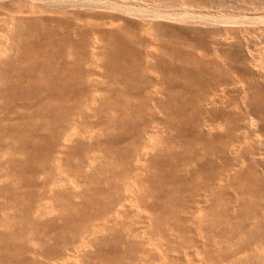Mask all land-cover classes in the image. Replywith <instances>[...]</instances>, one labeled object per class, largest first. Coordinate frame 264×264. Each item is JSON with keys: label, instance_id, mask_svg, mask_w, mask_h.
<instances>
[{"label": "rangeland", "instance_id": "obj_1", "mask_svg": "<svg viewBox=\"0 0 264 264\" xmlns=\"http://www.w3.org/2000/svg\"><path fill=\"white\" fill-rule=\"evenodd\" d=\"M253 16L264 0H0V264H264Z\"/></svg>", "mask_w": 264, "mask_h": 264}, {"label": "bare ground", "instance_id": "obj_2", "mask_svg": "<svg viewBox=\"0 0 264 264\" xmlns=\"http://www.w3.org/2000/svg\"><path fill=\"white\" fill-rule=\"evenodd\" d=\"M59 4H60V3H59ZM142 11H143V10H142ZM160 11H161V10H160ZM177 11H178V10H177ZM147 12H148V11H147ZM157 12H158V11H157ZM179 13H180V12H179ZM185 13H187V11H185ZM189 13H190V12H189ZM168 14H169V13H168ZM132 15H133V14H132ZM145 15H146V13H145ZM147 15H148V14H147ZM150 16H153V15H150ZM154 16H155V15H154ZM143 17H144V16H143ZM162 17H163V16H162ZM244 17H245V16H244ZM253 17H254V16H253ZM253 17H252V18H253ZM255 17H256V16H255ZM255 17H254V18H255ZM181 18H182V17H181ZM247 18H248V17H247ZM261 18L263 19V22H264V16H263V17H262V16H261V17H256V19H261ZM152 19H153V18H152ZM248 20H249V19H248ZM227 21L230 22L229 19H227ZM246 21H247V20H246ZM262 31H263V29H262ZM219 36H220V35H219ZM226 36H227V35H226ZM223 38H224V36H223ZM224 40H225V39H224ZM94 41H95V40H94ZM95 42H96V41H95ZM223 45H224V44H223ZM213 46H214V45H213ZM216 54H217V53H216ZM153 58H154V57H153ZM243 59H244V58H243ZM248 65H249V64H248ZM103 71H104V70H103ZM260 74H261V73H260ZM253 77H254V76H253ZM252 79H253V78H252ZM256 79H257V78H256ZM156 80H157V79H156ZM255 84H256V83H255ZM236 86H237V85H236ZM229 87H230V86H229ZM220 90H221V88H220ZM217 93H218V92H217ZM217 93L215 92V93H213V95H214V94H217ZM217 95H218V94H217ZM244 96H245V95H244ZM216 97H218V96H216ZM216 97H215V95H214V98H216ZM219 97H220V95H219ZM213 100H214V99L212 98V101H213ZM217 100H218V99H217ZM213 104H214V102H213ZM251 108H252V107H251ZM71 133H72V132H71ZM65 135H66V134H65ZM69 135H70V134H69ZM64 138H65L64 140H65L66 142L69 141V140H71V137H69V136H67V137L65 136ZM147 151H148V150H147ZM87 170H88V169H87ZM59 178H60V177H59ZM56 183H57V182H56ZM220 184H221V183H220ZM48 196H49V195H48ZM94 230H95V229H94ZM36 246H37V245H36ZM42 264H43V263H42Z\"/></svg>", "mask_w": 264, "mask_h": 264}]
</instances>
